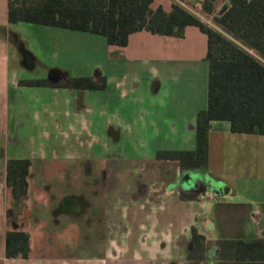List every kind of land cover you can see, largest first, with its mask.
Listing matches in <instances>:
<instances>
[{"label":"crops","instance_id":"1","mask_svg":"<svg viewBox=\"0 0 264 264\" xmlns=\"http://www.w3.org/2000/svg\"><path fill=\"white\" fill-rule=\"evenodd\" d=\"M173 1L210 22L200 11V0H152L151 7L168 12ZM227 5L228 0L217 1L215 12ZM7 8L8 0H0V264H168L169 259L191 264V227L212 241L264 238V135L234 133L228 121H211L206 176L216 178L207 180L201 191L199 184L196 190L186 187L194 184L191 180L183 184V175L190 171L176 161L156 159L155 149L146 153L129 145L132 141L143 146L159 137L195 138L196 114L207 106L206 34L193 25L182 38L141 30L119 47L102 36L49 26L54 60L63 41L86 42L93 35L103 38L109 54L119 59L110 70L131 69L130 74L112 77L96 66L87 75L105 76V88L115 82L111 105L96 95L88 99L87 89L19 84L31 80L23 74L35 59L14 28L24 22L9 23ZM25 53L30 66L24 64ZM196 67L205 85L198 102L194 88L187 85ZM51 69L68 77L81 75L75 64ZM49 71L41 80L50 83ZM137 71L147 78L139 79ZM194 148L195 139L184 149ZM8 158L31 162L27 197L20 208L9 204ZM226 172L234 184L219 178ZM142 173L148 176L145 183ZM254 179L258 183L250 184ZM244 180L247 186L238 187ZM8 229L28 232V257L6 256ZM31 233L43 238L35 254ZM209 252L213 256L216 249ZM198 264L221 263L210 259Z\"/></svg>","mask_w":264,"mask_h":264},{"label":"trees","instance_id":"2","mask_svg":"<svg viewBox=\"0 0 264 264\" xmlns=\"http://www.w3.org/2000/svg\"><path fill=\"white\" fill-rule=\"evenodd\" d=\"M217 1L199 2L201 13L210 22L178 1L167 12L160 6L152 8V0H8L7 20L87 32L119 47L127 45L133 32L182 38L187 26L198 27L207 36V106L196 114L195 148L158 150L155 157L176 161L185 171L205 174L211 121H228L234 133L264 135V0H228L221 14L215 12ZM19 84L102 90L106 77L69 76L56 83L31 79ZM30 164L28 158L6 160L11 207L24 205ZM212 248L216 249L213 256ZM5 254L28 257V232L8 229ZM187 259L191 264L208 259L221 264H264V238L212 241L191 227Z\"/></svg>","mask_w":264,"mask_h":264},{"label":"rangeland","instance_id":"3","mask_svg":"<svg viewBox=\"0 0 264 264\" xmlns=\"http://www.w3.org/2000/svg\"><path fill=\"white\" fill-rule=\"evenodd\" d=\"M14 28H16V30L18 31V33L23 39L22 45L24 49L31 52V54L33 55L35 59L34 66L28 68V71H26V73L23 74V76H29L30 79L46 78L48 71L54 66L72 68V64L77 65V73L81 74L79 76H83V77L87 76L88 74H93V71L95 70L96 66L100 67V69H102L104 72H106V74L111 75L112 77L123 75L124 73L126 74L131 73V69H127V68L120 69L119 71H116L118 70V68L114 71L110 70V67L115 69V63L117 62L116 60H119V59H117L115 54H109V52L106 49L107 44L105 40L98 36H93V35L90 36V34H86L92 37V38H89L86 42H83V41L79 42L78 40L65 41V42L63 41V43L59 46L61 51L57 59L54 60L53 56H50V27L49 26L19 23ZM98 39H102V40H98ZM18 59L20 61V57H18ZM122 66L123 65H121V67ZM195 70L197 71L195 77L189 78V83H187V85L189 87L192 86L194 88L193 96H195L198 102L201 99V94L203 93V90L205 89V85L203 83L202 73L198 71L197 67L195 68ZM132 73H135V72L132 70ZM136 76L139 79H142V81H144V78H147L145 77L144 73H140L138 71L136 72ZM128 80H130V78ZM114 84L115 82L110 83L109 85H107V88H105V90L103 91L96 92L95 90L87 89V98L88 99L94 98L93 96L96 95L97 100L103 99L104 102H107L113 105V100H114V95H115L114 87H113ZM168 85H169V81L166 80L164 86H168ZM178 86H181V85L179 84ZM145 87L147 86L145 85ZM181 99H182L183 106L186 107L187 101H188L187 95L185 94L182 95ZM166 100H168V98H166ZM186 108L187 109L184 111L188 112L189 111L188 107ZM22 113L28 114L27 109L22 110ZM29 127H30V123H28L27 125L28 131H29ZM194 139L195 138H193L191 141L183 140V139L180 140L179 137L177 136L175 140H170L169 137H166V138L159 137V138H154V139H151L145 142L143 146L141 144L142 142L132 143V141L129 142V145L131 148L136 147L139 150H144L146 153L150 150L153 151L155 149V151L153 152H155V155H156V151L158 150L184 149L189 144L194 142ZM86 152L88 155L92 154V151L90 149H86ZM112 154H111V151L106 152V155H112ZM115 158H116L115 156L111 157L112 161ZM112 161H109V162H112ZM123 165H126V164L124 163ZM191 172H194V171H191ZM196 173H198L203 178H206V180H209V179L214 180L216 178V175H209V178H208V176H206V174H208L207 172L205 174H201L199 172H196ZM218 176L225 183L234 184L233 177H230V174H228L227 172L224 173L223 175L219 174ZM147 177L148 176L145 173L144 174L142 173L140 177L141 181L145 183V181L147 180ZM246 183L248 182L245 180L242 182L239 181L238 187L240 186L243 187V185H246ZM255 183H258V180L254 179L252 180V183L250 184H255ZM10 203L11 202H9V204ZM25 230L27 231L28 229L26 228ZM31 238L33 242L32 249L35 254L37 250L40 249L39 247L43 241V238L39 237L35 233H31ZM167 262L168 264L169 263L173 264L172 262H170V259L167 260Z\"/></svg>","mask_w":264,"mask_h":264},{"label":"water","instance_id":"4","mask_svg":"<svg viewBox=\"0 0 264 264\" xmlns=\"http://www.w3.org/2000/svg\"><path fill=\"white\" fill-rule=\"evenodd\" d=\"M225 10H226V6H224V7L219 11V14H221V13L224 12ZM54 71H55V72H60V71L57 70V69H51V70L49 71V74L54 73ZM189 180H191V181L194 182V184H193L192 186H186L188 189H191V190H196L195 187L199 184L197 189L201 191L203 185L207 183L206 178H203V177L200 176L198 173H196V172H191V171H190V172H187V173H185V174L183 175L182 182H183L184 185H187ZM220 188H221V187L219 186V187L217 188V190H219Z\"/></svg>","mask_w":264,"mask_h":264},{"label":"flooded vegetation","instance_id":"5","mask_svg":"<svg viewBox=\"0 0 264 264\" xmlns=\"http://www.w3.org/2000/svg\"><path fill=\"white\" fill-rule=\"evenodd\" d=\"M23 59L25 61L24 64H27L28 66H30L29 65L30 64V56L27 53L23 54ZM67 77H68L67 75L64 76V75H62V73L55 72V71H54V73L49 74L50 83L60 82V81L64 80ZM3 152H4V150H3Z\"/></svg>","mask_w":264,"mask_h":264}]
</instances>
